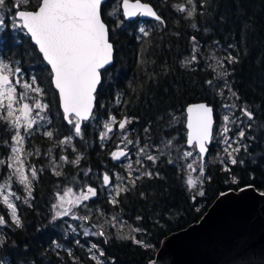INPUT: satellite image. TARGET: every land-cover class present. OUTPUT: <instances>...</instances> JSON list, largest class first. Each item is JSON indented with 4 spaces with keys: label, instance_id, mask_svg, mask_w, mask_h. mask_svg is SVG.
I'll list each match as a JSON object with an SVG mask.
<instances>
[{
    "label": "trees",
    "instance_id": "1",
    "mask_svg": "<svg viewBox=\"0 0 264 264\" xmlns=\"http://www.w3.org/2000/svg\"><path fill=\"white\" fill-rule=\"evenodd\" d=\"M142 1L155 8L163 24L139 18L126 21L120 8L121 0H107L102 6L103 19L114 45V62L102 71L94 118L82 125V137L76 136L73 125L68 124V136L72 137L68 160H75L79 155L80 163H68V171H61L62 175L45 173L33 183L32 196L38 198L55 197L67 187L81 190L87 185L97 189L98 195L85 203L87 207L82 205L77 211L80 216H91L88 223H76L81 230L80 245L75 242L74 232L68 229V250L79 258L78 264H96L87 250L91 242L104 251L102 260L106 264H149L155 259L164 237L199 221L221 193L248 185L264 192V0H194L196 13L190 18L175 7L185 0ZM12 2L6 0L7 7L0 10L6 17V27L0 32V47L7 59L18 61L25 70H33L41 85L51 86V70L35 45L23 31L12 29L8 23L12 19ZM141 26L149 33L147 36L139 32ZM229 54L236 57L237 62L229 63ZM216 58L224 63L228 73L225 77L215 72ZM224 87L240 96L236 115H241V123L232 127L231 134L242 126L245 136L241 141L247 145V150L241 147L235 154V165L226 157L209 160L202 185L205 195L199 196L197 189L188 187L180 160L164 153L156 154L153 162L147 155L158 153L154 147L171 139L174 131L179 142L185 144L186 106L199 101L213 106L214 95ZM219 101L218 97V107H214L216 119ZM245 107L253 113L252 120L243 114ZM110 116L116 117L117 124L102 140L103 122ZM124 118L131 123L121 130L118 122ZM176 120L178 123L174 125ZM124 135L145 149L143 153L139 151L141 148L133 149L136 151L132 163L137 175L135 186L130 183L128 170L121 165L124 159L115 161L111 157L118 145L119 148L124 146ZM220 152L216 144L210 145L209 155ZM225 166L230 171H225ZM147 171L152 173L151 177L144 175ZM105 172L113 181L115 174L129 178L128 191L120 194V203L116 206L109 203L110 195L103 186ZM7 176L1 171L0 181L4 182ZM233 178L238 182L233 183ZM12 186L21 192L15 179ZM25 206L21 215L23 226L17 228L0 204V214L9 220L8 225L1 228L6 244L0 248V257L7 256L15 264H63L66 261L74 264L67 253L53 248V236L44 231V228H54L44 218L48 211L39 209L47 203L31 202ZM101 210H104L103 215ZM111 215L117 216L124 228L119 231L111 227L108 223ZM93 224H102L106 236H84L86 227L94 232L98 230ZM137 228L140 231L133 230Z\"/></svg>",
    "mask_w": 264,
    "mask_h": 264
},
{
    "label": "snow or ice",
    "instance_id": "2",
    "mask_svg": "<svg viewBox=\"0 0 264 264\" xmlns=\"http://www.w3.org/2000/svg\"><path fill=\"white\" fill-rule=\"evenodd\" d=\"M104 0H13L11 4L12 19L8 23L12 29L23 31L35 45L39 54L42 55L43 60L50 66L51 82L55 89L58 90L60 104L63 109L64 119L73 125L76 136L82 137V122L94 118L93 109L96 99V92L98 85L101 84L102 69L113 62L114 45L110 41V30L103 19ZM190 5L191 7H186ZM203 6V5H201ZM7 7L6 0H0V9ZM179 12H186L187 17H193L196 13V6L194 0H185V3L175 5ZM120 8H122V15L125 19H133L137 16L151 17L160 24L164 23L162 17L147 3L142 0H121ZM123 21H121V24ZM6 27V17L0 14V32ZM195 27V25H193ZM139 32L144 36L149 33L143 26L139 28ZM195 40V37H193ZM230 47H232L230 45ZM196 57L193 56L192 60ZM229 63L237 62L234 56L227 57ZM24 71L19 66L18 61H13L7 58H0V121H4L14 130L11 136V155L8 160L0 159V165L6 164L10 170L8 177L3 184H0V204L6 206L9 219L17 228L23 226L21 217L18 214V206L14 200H21V196L17 195L15 191H11L12 181L22 185L26 195L23 197L25 204L29 203L32 198L33 181L37 179L38 169L35 166L28 165L27 156L33 155L31 152H26L24 149L25 136L30 135L34 125H39L40 121H46V117L42 113L48 109V104L43 102L44 90L37 84L36 77H31V80L24 79ZM221 75H228L222 73ZM209 84L212 81H208ZM227 86V85H226ZM18 89H23L19 91ZM231 91V89L229 88ZM29 93H35V96H30ZM223 95V92H221ZM233 96L239 98L235 92ZM30 101V102H29ZM225 107H235V105H225ZM243 114L249 120L253 119V113L246 107L242 109ZM73 117L75 119H73ZM224 124L220 131L223 138V143L226 147L223 149L232 165L237 163V159L233 156V152L239 153L241 146L233 148V143L239 144L238 140H233L227 136L231 129L227 126L231 121L228 115L223 116ZM131 123V120L124 118L118 122V127L121 130L126 128V125ZM117 124L115 116H110L109 120L103 124L105 129L100 134L103 140L108 137V134L113 131V125ZM214 118L213 108L206 104H194L187 108V144L194 149H198L196 156L199 158V174L204 176L205 166L204 157L209 149L207 145L215 138L214 137ZM43 126V125H39ZM251 127V125H249ZM23 129V133L22 130ZM44 135L49 138L53 137L52 131H45ZM245 132L243 129L239 131V139H243ZM72 140L71 136L65 137L59 141L60 144H69ZM124 140L131 144V140ZM7 144L8 142L5 141ZM171 144V141H168ZM247 150V145H242ZM117 151L111 152L113 160H120L122 157H127L128 153L117 146ZM141 153L145 151L144 148L139 150ZM39 154V149H36ZM51 154V150H49ZM185 158L193 157L192 151L183 153ZM81 157L78 155L75 160L69 161L66 156H61L60 160L65 163L79 165ZM147 159L155 162L156 157L147 155ZM172 161L170 160L169 163ZM223 162V161H222ZM137 164L140 160L136 161ZM196 163V158H193L191 163L187 164V168L191 171L197 169L193 167ZM243 163V161H240ZM55 167H59L56 165ZM129 170L132 169V164H127ZM225 171L230 169L225 166ZM42 171V169H40ZM90 171V169H89ZM55 175H62L61 171H55ZM130 174V173H129ZM87 175V172L85 173ZM144 175L152 176L151 172H145ZM75 179V178H74ZM118 180L123 177L117 176ZM136 179H139L137 177ZM103 186L109 187L113 184L112 177L108 172H105L102 177ZM135 180L130 183L135 186ZM233 183L238 181L233 178ZM197 181L189 174L187 184L190 187H195ZM244 189H241L243 191ZM128 191V188L121 184H116L114 187V195L109 200L113 206L120 203L118 197L122 192ZM98 195L97 189L85 185L79 193H75L72 187L63 189L62 192L55 194L56 202L51 205L53 210L52 220L55 221L62 217L71 215L73 220H80L83 223H88L91 220L90 215L78 216L74 209L84 205V202L89 201ZM199 196H204L203 191L198 192ZM264 196V192L260 193ZM195 199V197H193ZM99 211V210H98ZM101 215L103 213L101 212ZM137 219H140L137 217ZM9 220L5 218L4 214H0V227L7 226ZM112 227H116L118 221L117 217L112 218ZM93 228L98 230L92 232L89 228H84V236H99L105 237L103 225L93 224ZM76 229L73 228V231ZM140 231V229H133ZM131 238L134 237H120ZM136 243H143L142 241H135ZM107 243V239H105ZM6 241L0 238V247L5 246ZM76 244L80 245V241L76 240ZM148 247V245H144ZM56 247H60L59 244ZM88 252L91 253V259L96 261V264H102L96 252L102 257L105 255L104 251L96 243H91L88 247ZM95 250V252L93 251ZM68 256L73 258L74 264H78V257H75L73 252L67 250ZM0 264L4 261L0 259ZM12 264H15L13 260Z\"/></svg>",
    "mask_w": 264,
    "mask_h": 264
},
{
    "label": "water",
    "instance_id": "3",
    "mask_svg": "<svg viewBox=\"0 0 264 264\" xmlns=\"http://www.w3.org/2000/svg\"><path fill=\"white\" fill-rule=\"evenodd\" d=\"M105 2L107 0H104V4ZM144 3L152 6L148 2ZM153 9L155 10L154 7ZM137 18L142 21L154 20L144 16L125 20L133 21ZM113 62L105 69L112 66ZM201 103L213 108L206 101L187 105L185 108L187 133V108ZM94 104L93 113L96 99ZM213 118L214 130L216 124L214 108ZM87 121L82 122V125ZM187 133L185 144L192 148L187 144ZM212 141L207 145L208 149ZM121 149L128 153L125 148ZM208 154L209 151L204 157V164ZM123 158L115 161H121ZM261 192L263 191L255 186L248 185L239 190L221 193L199 221L164 237L155 259L149 264H264V196L260 195Z\"/></svg>",
    "mask_w": 264,
    "mask_h": 264
},
{
    "label": "flooded vegetation",
    "instance_id": "4",
    "mask_svg": "<svg viewBox=\"0 0 264 264\" xmlns=\"http://www.w3.org/2000/svg\"><path fill=\"white\" fill-rule=\"evenodd\" d=\"M24 33V32H23ZM25 34V33H24ZM7 57H9L7 55ZM0 58H6L5 53L3 52L2 48L0 47ZM20 66V65H19ZM21 67V66H20ZM22 68V67H21ZM25 75V80H31V77L35 76L37 80V84L39 87H41L44 90L43 94V102L48 104V109L45 110L42 115L46 117V121H40L39 125H34L33 130L31 131L30 135L25 136V143H24V149L26 152H31L33 155L27 156V163L28 165L35 166L38 169V175L37 179L33 181H37L43 174L49 173L52 174L55 171H68V163H65L64 161L60 160L61 156H66L68 158V144H60L59 141L63 140L65 137L68 136V123L64 119L63 111L60 105V99L59 94L55 90L52 82L51 86L48 85H41L38 81L37 76L34 74L33 70H25L22 68ZM51 79V77H50ZM224 89V90H223ZM221 91H218L214 96V105L213 108L216 106L218 107V97L220 99V106H222L223 101H226V97L232 95V92H235L237 96L239 97L237 99L236 96L234 97V102L238 103V100L240 99L239 94L236 91H230L229 87H224ZM19 91H23V89H18ZM221 92H223V95H221ZM30 96H35V93H29ZM30 102V101H29ZM244 104V103H242ZM217 109V108H216ZM219 109V108H218ZM217 109V110H218ZM215 112V108H214ZM217 119H216V113H215V119L218 120V123H220V112L218 110L217 112ZM23 133V129L21 130ZM45 131H52L53 137L49 138L46 135H44ZM14 134V130H12L6 122L0 121V159L7 161L8 157L11 155V136ZM239 138V136L237 135ZM235 140V138H233ZM5 141L8 143L6 144ZM239 144L241 143V140H239ZM238 145V144H235ZM243 145V144H242ZM36 149H39V154L36 153ZM49 150H51V154H49ZM131 152L128 150V155H130ZM58 165L59 167H55ZM42 169V171H40ZM10 172V170L7 168L6 164L0 165V172ZM113 178V177H112ZM22 188L21 191V200H14V203L18 206V214L21 217L23 210L26 209V204L23 202V197L25 196V191L22 185H20ZM107 194L110 195V198L114 195V191L110 187H106ZM90 199L87 202L92 201ZM31 202H45L47 203L46 207H40L39 209H44L43 211L46 212L47 220L49 221V224H52L54 228H44V231L48 233L49 236H53V239L51 240V243L53 244V248H55L58 252H65L67 253L68 250V216L59 218L55 221L52 220L53 210L51 205L56 202L55 197H48V198H38L35 196H32V198L29 200V203ZM3 209L8 214V211L6 209V206L3 205ZM101 212L104 214V210H101ZM51 221V222H50ZM71 231V230H70ZM114 231V230H113ZM76 240L80 241L79 235L80 232L78 230H75L74 232ZM0 238H3L5 240L4 233L1 231ZM76 242V241H75ZM81 243V241H80ZM92 243V242H91ZM91 243H88L90 246ZM59 244L60 247H56V245ZM88 246V247H89ZM1 248V247H0ZM95 252V250H93ZM98 253V252H96ZM68 254V253H67ZM0 259L4 261V264H12V261L7 258V256H1ZM102 261V264H106V262L102 259H99ZM48 264H54L52 262H48ZM63 264H68V261L64 262Z\"/></svg>",
    "mask_w": 264,
    "mask_h": 264
},
{
    "label": "rangeland",
    "instance_id": "5",
    "mask_svg": "<svg viewBox=\"0 0 264 264\" xmlns=\"http://www.w3.org/2000/svg\"><path fill=\"white\" fill-rule=\"evenodd\" d=\"M1 10V9H0ZM1 12V11H0ZM1 14V13H0ZM213 66H214V69H215V72L218 74H222V73H226V69L224 68V63L221 61V60H219L218 58H216L215 59V62L213 63ZM226 75H221V77H225ZM225 105H229V106H231V105H235V107H225ZM239 108V104L238 103H236V102H234V97H233V95H230V96H228V97H226V101H223V104H222V106H220L219 107V112H220V123H218V122H216V124H215V127H214V139H213V141H212V143L213 144H216V147H218V148H220L221 150H222V152H220V153H216L215 155H209V156H207L206 157V160H205V164H204V166L207 164V162L209 161V160H214V159H221V158H228V156H227V153H225L224 151H223V149L226 147V145L223 143V138L221 137V135H220V131H221V129H222V126H223V124H224V121H223V116H225V115H228L229 117H230V120L231 121H235L234 123H229L227 126L231 129V131H233L232 130V127L235 125V124H240L241 123V115H236V110ZM216 113V112H215ZM186 114V113H185ZM177 120H178V118H177ZM177 120H176V122L174 123V125L175 124H177L178 122H177ZM185 122H186V120H185ZM105 122H103V124H104ZM186 128V127H185ZM241 129H243L242 128V126H240L239 127V129H237V130H235V132H233V134H231V131L230 132H228L227 133V136L229 137V138H231V139H233V138H235V140H241V139H239L238 137H237V134H238V132L241 130ZM176 133V131H174L173 133H172V137H171V139H166V140H163V143L161 144V145H156L155 147H154V149L155 150H157V152L158 153H154V154H152V156H154L155 157V155L156 154H164V153H168V154H170L171 156H174V157H176L178 160H180L181 162H182V167L185 169V171H186V182H187V179H188V176H189V174L191 175V177L194 179V180H196L197 181V183H196V186L195 187H190L189 185H188V187L189 188H191L192 190L193 189H197V191H202V185H203V183H204V178H205V176H200V174H199V163H200V160H199V158L196 156V153H197V151H196V149H194L193 147L192 148H189V147H187V146H185L186 144H184V143H181V142H179V137L177 136V134H175ZM186 133H187V130H186V132H185V135H186ZM124 137H125V135L123 136V139H124ZM128 140V139H127ZM168 141H171V144L169 145L168 144ZM211 143V144H212ZM241 143H242V141H241ZM235 144H237V143H233V145H232V147L233 148H236L237 146H241L242 147V144H238V145H235ZM142 146V145H141ZM143 147V146H142ZM142 147H140L138 144H135V142H133L132 141V143L131 144H128L127 143V141L126 140H124V146L122 147V148H125L126 150H130V152H131V154L130 155H128L126 158H124V160L121 162V165L125 168V169H127L128 170V176H130V179L131 180H134L135 178L134 177H136L137 175H135V172H134V170L133 169H131V170H129L128 168H127V164H129V163H133V153H136V151L135 150H133L134 148H136V149H138V148H142ZM118 150V149H117ZM117 150H115V151H117ZM186 151H192L193 152V157H187V158H185L184 156H183V153L184 152H186ZM235 154H236V152H233V156H235ZM196 158V163H194L193 164V167L194 168H196L197 170L196 171H191V170H189L188 168H187V164L188 163H191L192 161H193V158ZM147 172H150V171H147ZM130 173V174H129ZM143 173H145V172H143ZM143 173H140L139 175H142ZM6 174L7 175H9V172L7 173L6 172ZM117 176H120V175H118V174H115L114 175V181H113V184L111 185V186H109L111 189H112V191H114V187H115V185L116 184H121L122 186H125V187H127V181L129 180V178L127 179L126 177H123V179L122 180H118L117 179ZM8 177V176H7ZM121 177V176H120ZM4 182H1L0 181V184H3ZM12 183H13V181H12ZM13 187V186H12ZM73 188V187H72ZM11 191H15L16 192V194L17 195H21V192L19 193L16 189H13V188H11L10 189ZM73 190H74V192L75 193H79V191L80 190H76L75 188H73ZM22 191V190H21ZM113 194H115V193H113ZM25 195H26V193H25ZM84 204H85V202H84ZM82 206V205H81ZM81 206L80 207H78V208H75L74 209V212L78 215V216H80L78 213H77V211H78V209L79 208H81ZM114 217V215H111L110 216V218L108 219V223L109 222H112V218ZM115 217H117V216H115ZM117 219H119L118 217H117ZM77 221H78V223H79V221L80 220H73L72 219V217H71V215H69L68 216V228L72 231V232H75V231H73V228H75L76 230H78V232H80L81 233V230H80V228H78V226L76 225V223H77ZM118 221H120V220H118ZM81 222V221H80ZM120 222H122V221H120ZM100 225H102V224H100ZM109 225L112 227V225H111V223H109ZM1 228L2 227H0V234H1ZM86 228H89L90 229V227H86ZM117 230H121V228H124V225H123V222H122V226H121V224L120 223H117V226L115 227ZM91 230V229H90ZM92 231V230H91ZM92 232H94V231H92ZM89 246V245H88ZM96 255L99 257V259H102V257H100L99 256V253H96Z\"/></svg>",
    "mask_w": 264,
    "mask_h": 264
},
{
    "label": "bare ground",
    "instance_id": "6",
    "mask_svg": "<svg viewBox=\"0 0 264 264\" xmlns=\"http://www.w3.org/2000/svg\"><path fill=\"white\" fill-rule=\"evenodd\" d=\"M124 158H125V157H124ZM124 158H123V159H124Z\"/></svg>",
    "mask_w": 264,
    "mask_h": 264
}]
</instances>
